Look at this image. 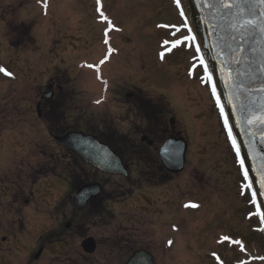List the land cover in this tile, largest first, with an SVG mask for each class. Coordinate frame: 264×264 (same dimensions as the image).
Segmentation results:
<instances>
[{"label": "rangeland", "instance_id": "374dc122", "mask_svg": "<svg viewBox=\"0 0 264 264\" xmlns=\"http://www.w3.org/2000/svg\"><path fill=\"white\" fill-rule=\"evenodd\" d=\"M185 36L174 0H0V67L13 74L0 73V264H123L141 248L156 264H214L212 251L228 264H264L246 260L264 258V239L253 230L260 223ZM51 81L65 109L60 126L115 130L132 164L129 179L93 172L51 140L48 108L37 113ZM128 92L161 103L163 126L175 118L189 143L183 172L151 177L152 150L135 130L145 116ZM75 174L104 182L108 221L92 210L71 214L66 178ZM192 203L204 206L189 211ZM223 233L245 240L248 254L218 243ZM90 236L98 243L92 254L81 244Z\"/></svg>", "mask_w": 264, "mask_h": 264}, {"label": "water", "instance_id": "95a60500", "mask_svg": "<svg viewBox=\"0 0 264 264\" xmlns=\"http://www.w3.org/2000/svg\"><path fill=\"white\" fill-rule=\"evenodd\" d=\"M180 7L228 120L239 162L244 161L241 167L248 173L246 180L264 221V0H181ZM52 95L48 92L42 97ZM55 137L94 168L129 175L121 157L94 135L72 130ZM187 146L183 138H171L163 145L160 153L169 171L184 169ZM101 192L99 183L82 185L71 196L74 209L84 208ZM82 247L94 253L96 241L85 238ZM123 264H155V259L148 250L138 249Z\"/></svg>", "mask_w": 264, "mask_h": 264}, {"label": "flooded vegetation", "instance_id": "af4514ba", "mask_svg": "<svg viewBox=\"0 0 264 264\" xmlns=\"http://www.w3.org/2000/svg\"><path fill=\"white\" fill-rule=\"evenodd\" d=\"M193 78V77H192ZM195 78V75H194ZM196 79V78H195ZM57 90H58V84L56 81H51L49 83H46L44 85V88L42 89V93H46V92H53V95L50 98H42L41 100L38 102L37 104V113L39 117H43L45 115V107L48 108V112L46 113L48 119L50 120L51 124L47 127V133L50 136L51 140H53L55 143H57L60 147L64 148L65 150H67L69 153L72 154L73 157H75V159L84 167H88L90 169L93 170V172L99 173V174H105L104 172L97 170L96 168L86 164L80 157H78L77 155H75L73 152L69 151L67 148L63 147L62 144H60L55 136H62L64 134H66L69 131L72 130H76V131H83L85 134H92L94 135L98 140H100L102 143L108 145L117 155H119L121 157V159L123 160L125 166L127 167V170L129 172V175L127 177L122 176L125 179H129L132 176V164L126 159V157L124 156V154L121 152V150H119L117 148V146L115 145V142H118L119 139H121L120 135L117 134V132L115 130L109 129L108 131H101V132H96V131H87L85 129H80V128H70V129H65V127L62 125L60 126V122L61 120L64 118V115L59 116V113L61 111L60 107H64L62 101H60L58 99V94H57ZM42 95V94H41ZM57 96V98H56ZM126 97L132 98L135 100L136 103V108L138 110H140V114H142V116H145V120H146V125L144 127V129H142L141 126H137L135 127L136 130V135L140 136V145L141 147H146L150 150H152V155L151 157H153V163L150 165V172L149 174H151V177H155L156 180H163V179H168L170 177H174L175 174H179V173H174L171 172L167 169V167L165 166V164L162 161V157H161V149L163 147V145L167 142V140L171 139V138H175V139H180L182 138H186L185 136H182V134L176 130V124H175V118L171 117L170 120L168 121V123L165 124V126H163V124L160 123L159 121V114L162 110V104L158 103L155 104L152 100H148V99H142L145 97H141L138 96L134 93H126L125 95ZM144 110H146L144 112ZM65 112V109H64ZM154 119L156 121H154ZM164 123V122H163ZM149 126L151 127L149 129ZM156 137V138H155ZM161 141L160 146L157 147L158 142ZM186 140V139H185ZM188 142V141H187ZM140 147V148H141ZM188 149H189V143H188ZM231 150V148H230ZM136 151V149H135ZM232 151V150H231ZM188 153V151H187ZM233 156L234 153L232 152ZM141 155V154H139ZM186 160H187V155H186ZM235 163H236V156L234 157ZM187 163V161H186ZM105 175H111V174H105ZM121 176V175H119ZM67 182H69L70 184V191L73 190L72 193L69 194V199L71 202V207H72V212H77L79 210H75L73 208L72 205V200H71V195L74 194L76 192V190L78 188H80L82 185L84 184H90V183H99L102 185V192L94 197L91 198L88 202L87 205L84 209L82 210H89L91 212H93V214L97 213L100 214L101 217V221H108L107 219L109 218V214L105 211V208H107L105 206V202L106 200H108V195L105 199L104 197V191H105V185L104 182L101 181L98 178H84V177H80L79 175L75 174L72 175L71 178H66ZM145 194V193H143ZM148 195L145 194V199ZM197 202V201H196ZM28 203V201L26 202ZM197 205V207H188L189 211H193V212H197L199 210L202 209V207L204 205L200 204V203H192ZM107 211L109 209H106ZM81 211V210H80ZM187 211V210H186ZM112 213V212H110ZM248 214L249 211L246 212L245 214V218L246 220L249 221H253L254 218H248ZM67 225H69L67 227ZM72 225V221H68L65 224L66 228H70ZM253 230L254 232L256 231L257 233H261L262 237L264 239V234L262 232H259L258 229H256L255 226H253ZM91 237V236H90ZM224 237H231L233 240L231 241V244L224 239ZM94 238V237H92ZM94 240L96 241V239L94 238ZM220 244L226 243L228 244V246L230 247H239V249L241 250L242 254H248L249 250L247 249V245H246V241L242 240V238L238 237V236H233V235H229L228 233H223L222 237L219 238L218 240ZM234 241H238L239 243H234ZM98 247V243L96 241V249ZM44 245H41L37 251V253L39 252L40 249L44 250ZM142 249V248H141ZM216 252L219 255V258L216 259L215 256H218ZM36 253V254H37ZM43 253V251H42ZM41 253V255H42ZM210 256L212 257V259L214 260V264H228L227 261L225 260V258L222 256V254L219 251H212L210 252ZM213 253V254H212ZM35 254V255H36ZM257 256H253V257H247L246 260H251L253 258H256ZM239 263V262H238Z\"/></svg>", "mask_w": 264, "mask_h": 264}, {"label": "snow or ice", "instance_id": "6c2138e0", "mask_svg": "<svg viewBox=\"0 0 264 264\" xmlns=\"http://www.w3.org/2000/svg\"><path fill=\"white\" fill-rule=\"evenodd\" d=\"M97 3L99 4V3H100V0H97ZM180 3H181V0H176V5H177L178 8L180 7ZM98 11H99V9H98ZM180 14H181V16L184 15V13H183L182 10H181V13H180ZM101 16H103V13H102V12H101ZM104 19L107 20V17H104ZM248 22H249V23H252V21H248ZM109 25H110V27H111L110 22H109ZM178 30H179V29H177V31H178ZM184 39H185V40H188V39H195V37H187V36H185ZM105 43L107 44L108 41L105 40ZM166 43H167V42H166ZM180 43H182V41L177 40V41L173 44V47L178 46ZM169 50H171V49H169ZM197 50H199V49H197ZM111 51H112V50L109 49V53H110ZM105 59H107V57H105ZM101 63H104V61L102 60ZM202 63H203V61H202ZM89 67H93V66H92V65H89ZM205 70H206V69H205ZM0 73H3V74L6 75V76H12V75H13L10 71H8V70H7L6 68H4V67H0ZM209 79H211V77H209ZM212 92H213V95H215L216 90H215V87H214V86H213ZM97 103H99V101H97ZM222 114H223V110H222ZM224 124H225V127L227 128V127H228V120H227L226 117H225ZM229 136L231 137V129H230V128H229ZM233 146H235V141H234V140H233ZM237 154L239 155V149H237ZM240 163H241V166L243 167L244 161L241 160ZM244 175H245V178H247V175H248L247 171H245ZM262 186H264V185H262ZM185 206H186V207H189V206H190V207H197V205H195V204L185 205ZM224 239H225V240H228L229 238H228V237H224ZM169 243H171V241H170ZM234 243H239V242H238V241H234Z\"/></svg>", "mask_w": 264, "mask_h": 264}, {"label": "trees", "instance_id": "16d2710c", "mask_svg": "<svg viewBox=\"0 0 264 264\" xmlns=\"http://www.w3.org/2000/svg\"><path fill=\"white\" fill-rule=\"evenodd\" d=\"M60 109H61V111L59 113V116H62V115H64V107H60Z\"/></svg>", "mask_w": 264, "mask_h": 264}]
</instances>
